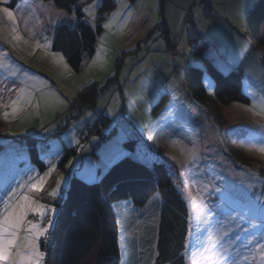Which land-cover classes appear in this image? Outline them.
I'll list each match as a JSON object with an SVG mask.
<instances>
[{"label": "rangeland", "instance_id": "374dc122", "mask_svg": "<svg viewBox=\"0 0 264 264\" xmlns=\"http://www.w3.org/2000/svg\"><path fill=\"white\" fill-rule=\"evenodd\" d=\"M115 1L117 5L107 10L104 25L101 24L104 32L98 38L94 55L75 72L64 54L52 49L54 31L58 23L66 19L67 11L47 2V9L39 14L34 12L31 23L22 26L16 11L7 6L10 0H0V8L7 7L14 12L17 30L13 32V22L0 13V62L3 64L0 67V213L3 202L8 199L6 193L17 189V198L27 194L40 203L54 206L55 222L57 202L66 188L61 190L60 187L56 197L49 192L56 186L58 172L62 171L57 165L66 145H73L77 150L75 159L67 166V176L70 172L71 176L77 173L91 179V172L103 167L88 165L95 162L94 139L107 134L108 129L105 127L99 135L91 131V136L83 141L81 133L88 127V119H95L92 117L95 106L83 108L81 114L78 110L83 106L81 100H77L81 101L78 107H72L79 91L95 82L101 93L96 107L106 109L114 136H121V119H124L136 130V135L139 133L151 141V149L168 155L174 162L170 161V165L175 166L174 182L190 207L191 229L220 227L222 230H212L211 235L216 237L218 233L227 232L223 240L231 250L240 252L255 247L249 243L253 237L255 243H264V210L261 207L264 205V153L252 147L253 144L259 146L264 135L261 93L247 83L244 91L253 99L250 104H220L218 111L210 104L201 103L185 84L187 69L198 67L204 72L203 85L208 95L215 98L214 80L201 57L194 55L200 39L205 40L201 34L193 32L190 35L185 23L184 33L179 32L168 46L164 26L159 25L162 20L159 0ZM200 1L192 0L190 10L194 12L200 7L208 17ZM80 3L87 20L95 26L104 1L82 0ZM226 3V0H216V4ZM252 5L242 12L244 24L237 26L241 34L247 26ZM231 13L239 15L240 11ZM214 17L217 18V14ZM146 19L151 23L146 25ZM187 24L190 28L195 23L187 21ZM147 30H153L149 38H146ZM233 32L222 24L217 42L208 41L223 53L224 48H231L235 41ZM203 46L204 42L199 48L203 50ZM202 53L206 57L204 51ZM21 89L24 91L18 98ZM13 101L16 102L15 111ZM95 124L100 122L96 123L95 119L90 126ZM28 136L39 138L40 145L45 142L48 145V164L44 171L30 161L28 140H25ZM156 139L166 141L158 145ZM32 184L38 187L32 188ZM20 185L25 186L21 188ZM217 188L221 191L217 192ZM201 205L204 207L198 213ZM50 216L45 213L42 219L38 213L30 211L25 219L46 225ZM44 238L38 240L41 252H44L41 248ZM230 253L235 258L236 254ZM45 257L41 264H45ZM136 261L132 257L126 264ZM148 261L146 258L147 264ZM248 264H259L258 256Z\"/></svg>", "mask_w": 264, "mask_h": 264}, {"label": "trees", "instance_id": "16d2710c", "mask_svg": "<svg viewBox=\"0 0 264 264\" xmlns=\"http://www.w3.org/2000/svg\"><path fill=\"white\" fill-rule=\"evenodd\" d=\"M20 1L10 0L7 6L15 9ZM41 1L53 2L58 9L65 10L74 16L73 21L56 27L52 49L64 54L70 69L75 72L80 71L86 59L91 58L96 51L98 38L104 32L102 25L106 20L104 17L107 10L117 5V2L103 0L104 4L99 9L101 16H98L95 27L84 15L80 3L82 0ZM166 2L167 0L160 1L161 16H163ZM208 6L210 9L209 4ZM205 11L211 16L210 10L205 8ZM159 25L164 26V36L167 37V26L164 22ZM247 34L253 48L264 62V0H256L249 11ZM199 42L206 41L201 38ZM194 55L201 57L207 72L213 78L215 97L211 98L203 85V70L198 67H189L186 71L185 84L195 99L201 103L210 104L213 110L218 111H220V104L228 106L233 102L251 103L250 96L243 89L244 74L240 67L225 73L203 56L201 48L196 47ZM100 94L95 82L85 85L79 91V99L74 100L83 102V106L78 109L79 114L83 113L84 109L93 108L100 99ZM97 122L100 124L93 125L94 129L89 125L81 133L83 141L91 136V131L98 135L102 134L104 128L110 125L111 119L109 116L102 115L96 119ZM112 134L113 131L102 134L100 141H105ZM31 137L25 138L28 140L30 161L44 171L48 164V145L46 142L40 145L39 138ZM47 140L50 141L49 138ZM124 147L127 154L108 166L100 179L92 176L91 179H86L77 173L71 176L65 193L62 194L63 197L59 203L57 202L58 213L54 227L49 230L53 238L50 242L48 239L45 241L44 238L41 243V248L46 255L45 264H121L122 247L114 205L129 201L137 207H144L149 200H154V197L157 201L156 203L153 201V205L160 209L155 264H189L197 250L200 249L202 253V247L206 244L209 247L211 244L230 246L223 239L217 242L211 235L212 230H222L220 227H208L201 231L191 229L190 207L174 182L173 167L175 166L170 165L174 162L168 155L152 150L146 139H127ZM143 147L153 153L154 161H147L137 155V151ZM76 155V147L66 145L60 153L58 167L64 168ZM149 156L151 157L152 154ZM152 250L153 247L150 253ZM236 250L232 249L231 252L233 251L235 255ZM196 258L199 259V257Z\"/></svg>", "mask_w": 264, "mask_h": 264}, {"label": "crops", "instance_id": "0c3cea01", "mask_svg": "<svg viewBox=\"0 0 264 264\" xmlns=\"http://www.w3.org/2000/svg\"><path fill=\"white\" fill-rule=\"evenodd\" d=\"M40 1L41 0H21L17 4L14 11H16L20 25L25 26V24L31 23L32 20H30V18L33 16L34 12H36V14H39L40 11L48 8L47 2ZM160 1L161 0H159V7ZM204 1L208 2V4L210 5L209 12H211V16L207 17L200 7H196L192 15L194 16V18L197 17V19L195 21V24L191 25V27L189 28L187 24V16L188 12L191 9L190 3L192 2V0H188L186 3H184L183 0L177 2L175 0H167L160 23L164 22V24L168 28L167 37H165L168 46H170V42L172 40H175L177 38L178 33L181 31H183L184 33L185 28L187 27L189 29L190 35L193 32L201 34V36L206 41L204 43L203 50L201 49L202 51H204L205 56L219 70L225 73L229 72L232 69L240 67L244 74L242 84L243 89L245 91L247 90L245 86L248 83L254 88V90L256 89L261 93L259 95V98L261 101H264V62L259 53L253 48L249 40L247 34V26L245 27V31L243 34L239 33L237 29V26L239 27L244 24V14L242 12H244L246 6H251V4H254L256 0H226L227 3L225 5L216 4V0H201L200 5ZM53 8L54 7L52 6V9ZM237 10L240 11L239 15H233L231 13V11L234 12ZM215 14H217V18L214 17ZM70 15L72 14L69 13L66 19L58 24L60 25L68 21L70 22L71 20L73 21L74 16L72 15L71 17ZM144 22L145 24L151 23V21L147 19ZM222 24L230 27L234 31V35H236L234 43L231 44V48H224L225 50L223 51V53H221L220 50L216 49L215 45L212 43L217 42V35L220 36ZM147 31L148 36L146 38H149L152 35L151 31L153 30ZM208 39L212 40V42L208 41ZM96 104L95 112L92 113V117L97 119L102 115L108 116L106 109H102V107L97 108ZM95 119H88V122L86 123L87 126L91 125ZM121 126L122 134L119 137H115L114 134H112L105 141H100L101 137L94 139L95 147L92 154L94 156L93 159H95V162L91 161L88 166L103 167L99 168L98 172H94V170L91 172V176L93 178H100L99 176L104 170H106L108 166H110L118 158L127 154V150L124 147V142L127 139L137 138V136L140 139H144L143 137L139 136V133H137L136 135V130L126 120L121 119ZM106 128L108 129L107 132L110 133L111 126L109 125ZM103 131H105V129ZM158 139H156V141H158V145H162V143L166 141L165 139L161 141ZM148 141L151 148H153V145H151L150 143L151 141ZM148 152L149 151L147 150V148L143 147V149L140 148L137 151V155L141 158L146 159L147 161H154V157L153 159H151L152 156H149V154L153 155V153ZM74 159L75 157L69 160V163H67L64 168L58 167V169L62 171L58 172L57 179L61 176L63 177V180L61 182V190L63 188H67L68 186L71 174L69 172L67 176L65 172L68 171L67 166H69ZM75 165L76 162L75 164H73V166ZM83 166H85V161L83 163ZM155 199L156 198L154 197V200H149V202L144 207H137L129 201L114 205V211L117 215L120 232V245L122 247L121 264H126V260H129V258L132 257L137 259L135 264H147L146 258H149L148 264H155L154 258L156 257L157 244L156 235L159 229L160 219V209L156 207V205H153V201H155V203L157 201V199ZM152 247L153 250L152 253H150Z\"/></svg>", "mask_w": 264, "mask_h": 264}, {"label": "snow or ice", "instance_id": "6c2138e0", "mask_svg": "<svg viewBox=\"0 0 264 264\" xmlns=\"http://www.w3.org/2000/svg\"><path fill=\"white\" fill-rule=\"evenodd\" d=\"M0 13L6 15L7 19L13 22V32H16L14 12L7 7H3L0 8ZM105 27H110V25H105ZM2 66L3 64L0 62V67ZM23 91V89L19 91L18 98L22 97ZM12 106L15 111V101L12 102ZM253 106L255 107V104ZM262 111H264V108H262ZM261 127L264 128V125ZM252 147H258V151L264 153V135L260 138L259 146L253 144ZM195 158V153H193V159ZM31 179L29 177V180ZM62 180V176L56 180V186L49 192L50 196L56 197L58 195ZM24 186L20 185L19 187L23 188ZM31 187L37 188L38 184H32ZM216 191L221 190L217 188ZM6 195L8 199L3 202V212L0 213V264H41L45 253L39 250L38 240L40 237H45V241H47L49 229L54 227L55 207L40 203L27 194L17 198V189H11ZM203 207L201 205L198 213L202 211ZM261 207L264 210V205ZM30 211H35L42 219L45 213H50L51 216L47 219L46 225L37 224L25 219ZM226 235H228L227 232L218 233L215 239L219 242ZM249 243L255 244V247L248 249L246 252L237 250L235 258L230 255L231 249L228 246L211 244L209 247L206 244L202 247V253L200 249L197 250L189 264H248L250 259L255 261L257 256L259 264H264V243H255V237ZM196 257H199V259Z\"/></svg>", "mask_w": 264, "mask_h": 264}, {"label": "built area", "instance_id": "2783aa9c", "mask_svg": "<svg viewBox=\"0 0 264 264\" xmlns=\"http://www.w3.org/2000/svg\"><path fill=\"white\" fill-rule=\"evenodd\" d=\"M201 6L203 7V8H206V9H208L209 10V6H208V4L206 3V2H203L202 4H201ZM192 13H193V11L192 10H190L189 12H188V16H187V21L188 22H190L191 24H194L195 23V18L192 16ZM195 38V37H194ZM200 44V42H198V45ZM79 103L81 104V101H74V103H73V106H75V107H78V105H79ZM53 238V235L51 234V233H49L48 234V240H49V242L51 241V239Z\"/></svg>", "mask_w": 264, "mask_h": 264}, {"label": "clouds", "instance_id": "9594fccd", "mask_svg": "<svg viewBox=\"0 0 264 264\" xmlns=\"http://www.w3.org/2000/svg\"><path fill=\"white\" fill-rule=\"evenodd\" d=\"M195 34H198L197 32H195ZM196 47H200V44L198 45V46H196Z\"/></svg>", "mask_w": 264, "mask_h": 264}]
</instances>
